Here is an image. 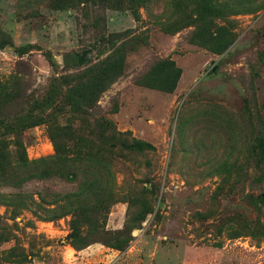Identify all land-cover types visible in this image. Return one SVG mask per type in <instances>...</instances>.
I'll list each match as a JSON object with an SVG mask.
<instances>
[{
    "label": "rangeland",
    "instance_id": "1",
    "mask_svg": "<svg viewBox=\"0 0 264 264\" xmlns=\"http://www.w3.org/2000/svg\"><path fill=\"white\" fill-rule=\"evenodd\" d=\"M0 38L14 125L41 120L5 136L11 163L15 142L28 163L53 156L49 132L64 130L111 175L103 229L130 240L106 261L115 250L98 242L71 247L70 215L44 218L79 177L0 181V264H264V154L251 152L264 138V0H0ZM85 50L84 64L68 59ZM104 59L119 75L84 97L74 76ZM162 62L178 72L170 91ZM47 95L52 105L31 110ZM132 140L152 150L110 148Z\"/></svg>",
    "mask_w": 264,
    "mask_h": 264
},
{
    "label": "trees",
    "instance_id": "2",
    "mask_svg": "<svg viewBox=\"0 0 264 264\" xmlns=\"http://www.w3.org/2000/svg\"><path fill=\"white\" fill-rule=\"evenodd\" d=\"M99 1H107L108 3L118 5L126 0ZM127 1L131 3L133 0ZM129 9L131 10L133 19H138L134 8L130 7ZM205 12L206 9H203V14ZM203 38L209 41L216 40V38L209 35H205ZM229 42H222L218 45L216 51L221 52ZM6 45H8L6 40L0 38V48ZM110 46L113 47L112 42H110ZM88 53V50L82 51L80 54L74 53L69 55L68 59L73 60L75 66H80L87 61ZM158 69L162 77L158 85L161 89L170 91L174 87L178 72L172 68L171 64L165 62H162ZM119 73L120 62L104 59L103 63L93 67V69L83 71L74 76V79H78L79 82L73 85L75 88L80 87L83 90L84 97L92 98L99 94ZM52 88L54 89L51 86L48 91ZM70 90H68V94H71ZM16 98H18L16 93L8 92L4 86L0 85V181L5 184L7 183L8 186H20L22 181L34 178L42 180L55 176L67 180H75L79 177L77 191L73 194H65L62 196L67 208L63 205L58 208L59 212L51 210L44 211L47 214L44 218L51 221L55 217L65 214L71 216L69 220L70 232L67 235V239L74 249L85 247L91 242H98L109 249H113L119 253L123 252L130 241L126 229L120 231H105L103 229L104 215L108 207L115 202L114 195L111 192V175L108 176V172L104 168L100 171L89 159L79 156V153L74 152L75 150L71 147H67L64 143L67 133L64 130L57 131L56 128H53L55 132H49V139L54 150L53 156L28 163L25 161L22 145L19 142H15L16 158L15 162L13 164L11 163L5 136L15 133L16 129L32 127L41 121L40 118H36L38 120L34 122H24V120H21L20 124L18 123V126H15L14 122L18 121L20 116L12 115L10 103ZM51 101V96L47 95L41 102L34 101L31 110H39L42 113L45 107L52 105ZM263 139L260 137L255 139L254 146L251 149L253 154L257 156L264 154ZM110 148L127 152L152 150L149 144L136 140H132L130 143L118 142L116 144H110ZM98 173L104 175L105 178L102 181ZM12 181H15V183H12ZM257 197L260 203L264 202L262 195L259 194ZM18 199L19 197L16 196L15 200L19 201ZM20 201L23 202V200ZM0 203L5 204L1 200Z\"/></svg>",
    "mask_w": 264,
    "mask_h": 264
},
{
    "label": "crops",
    "instance_id": "3",
    "mask_svg": "<svg viewBox=\"0 0 264 264\" xmlns=\"http://www.w3.org/2000/svg\"><path fill=\"white\" fill-rule=\"evenodd\" d=\"M116 252V253H115ZM115 252H113V251H111L110 253L109 252H106L105 254H103V256L106 258V261H111V262H115L116 260H117V257H119V256H117V255H119L118 254V252L117 251H115ZM116 263V262H115ZM173 264H177L176 262L175 263H173Z\"/></svg>",
    "mask_w": 264,
    "mask_h": 264
}]
</instances>
